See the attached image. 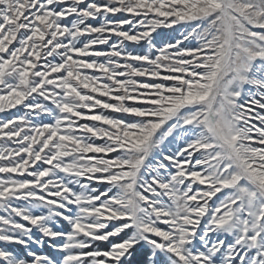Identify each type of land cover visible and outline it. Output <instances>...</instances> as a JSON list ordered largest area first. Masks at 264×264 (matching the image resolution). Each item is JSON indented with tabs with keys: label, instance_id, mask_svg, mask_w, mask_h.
Returning <instances> with one entry per match:
<instances>
[{
	"label": "snow or ice",
	"instance_id": "snow-or-ice-1",
	"mask_svg": "<svg viewBox=\"0 0 264 264\" xmlns=\"http://www.w3.org/2000/svg\"><path fill=\"white\" fill-rule=\"evenodd\" d=\"M0 264H264V0H0Z\"/></svg>",
	"mask_w": 264,
	"mask_h": 264
},
{
	"label": "rangeland",
	"instance_id": "rangeland-1",
	"mask_svg": "<svg viewBox=\"0 0 264 264\" xmlns=\"http://www.w3.org/2000/svg\"><path fill=\"white\" fill-rule=\"evenodd\" d=\"M174 35L175 34L169 33L167 30H164L161 36V40L171 39ZM45 251H50V250L47 249V247H45Z\"/></svg>",
	"mask_w": 264,
	"mask_h": 264
}]
</instances>
